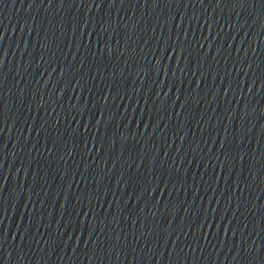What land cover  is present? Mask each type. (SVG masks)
<instances>
[{
  "label": "water",
  "instance_id": "obj_1",
  "mask_svg": "<svg viewBox=\"0 0 264 264\" xmlns=\"http://www.w3.org/2000/svg\"><path fill=\"white\" fill-rule=\"evenodd\" d=\"M0 264H264V0H0Z\"/></svg>",
  "mask_w": 264,
  "mask_h": 264
}]
</instances>
